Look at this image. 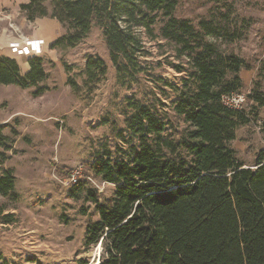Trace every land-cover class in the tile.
<instances>
[{
  "label": "trees",
  "instance_id": "1",
  "mask_svg": "<svg viewBox=\"0 0 264 264\" xmlns=\"http://www.w3.org/2000/svg\"><path fill=\"white\" fill-rule=\"evenodd\" d=\"M178 1L28 0L20 7L28 22L51 18L65 29L50 49L74 48L93 26L99 28L121 84L145 72L138 61L144 52L140 33L153 36L156 26L160 38L174 45L176 57L186 59V67H176L186 74L180 86L166 83L176 99L172 111L186 125L183 134L167 138L169 123L156 106L127 98L131 112L117 133L120 144L96 151L88 163L94 178L113 186L112 195L102 200L80 179L69 189L72 199L84 194L97 216L86 225L84 246L100 245L97 264H264V149L249 166L238 159L231 143L251 119L222 102L245 91L240 72L253 67L209 40L225 35L232 42L237 31L223 33L208 20L193 25L175 18ZM27 63L22 74L15 60L0 56V86L43 94V58ZM106 71L99 57L86 59L90 84ZM247 99L264 108L260 83ZM5 127L0 125V148L10 150ZM14 182L13 173L3 171L0 195L15 198ZM5 220L8 224L12 217Z\"/></svg>",
  "mask_w": 264,
  "mask_h": 264
},
{
  "label": "rangeland",
  "instance_id": "2",
  "mask_svg": "<svg viewBox=\"0 0 264 264\" xmlns=\"http://www.w3.org/2000/svg\"><path fill=\"white\" fill-rule=\"evenodd\" d=\"M173 15L193 25L211 21L223 33L238 32L232 42L225 35L209 40L220 52L233 53L253 67L240 72L245 91L239 94L246 99L242 110L251 122L238 128L231 143L238 159L251 165L254 154L264 149V108L247 99L257 82L264 94V0H179ZM22 16L21 11H1L0 31L17 36L33 31L37 22L25 18L23 26ZM50 33L54 42L65 29L57 22ZM140 39L144 52L138 61L146 70L131 84L119 82L101 30L93 26L74 48L51 49V56L42 57L47 78L40 96H34L35 88L0 86V125H6L2 134L11 143L10 150L0 148V174L10 170L15 178V198L0 195V264H97L99 247L84 246L86 225L97 219L94 205L84 194L70 198L71 187L62 182L81 168L80 180L87 187L102 200L112 195L113 186L94 178L88 163L96 151H113L120 144L117 133L131 112L127 98L156 106L169 123L167 138L176 140L186 130L172 111L176 99L166 86H180L186 74L176 67H186V59L177 58L174 45L160 38L159 26L153 36L140 33ZM89 56L107 67L94 84L85 74ZM7 216L12 217L8 224Z\"/></svg>",
  "mask_w": 264,
  "mask_h": 264
},
{
  "label": "crops",
  "instance_id": "3",
  "mask_svg": "<svg viewBox=\"0 0 264 264\" xmlns=\"http://www.w3.org/2000/svg\"><path fill=\"white\" fill-rule=\"evenodd\" d=\"M28 3V0H0V12L10 10L19 12L20 7ZM22 24L25 23L24 14ZM46 18L36 19V28L29 32H22L21 36L8 34L2 28L0 31V56L13 59L19 65L22 74L27 73L29 66L27 61L32 57L51 56L50 45L53 43L52 28H55L57 21L43 22ZM1 21V20H0ZM39 22V23H38Z\"/></svg>",
  "mask_w": 264,
  "mask_h": 264
},
{
  "label": "built area",
  "instance_id": "4",
  "mask_svg": "<svg viewBox=\"0 0 264 264\" xmlns=\"http://www.w3.org/2000/svg\"><path fill=\"white\" fill-rule=\"evenodd\" d=\"M246 99L242 95L236 94L230 97H223L222 102L227 107L235 110H241L242 105L245 103ZM82 177V169H74L71 174L63 180L62 184L64 186L71 187Z\"/></svg>",
  "mask_w": 264,
  "mask_h": 264
},
{
  "label": "water",
  "instance_id": "5",
  "mask_svg": "<svg viewBox=\"0 0 264 264\" xmlns=\"http://www.w3.org/2000/svg\"><path fill=\"white\" fill-rule=\"evenodd\" d=\"M98 247H100V245H98ZM99 249H100L99 252L101 253V247Z\"/></svg>",
  "mask_w": 264,
  "mask_h": 264
}]
</instances>
